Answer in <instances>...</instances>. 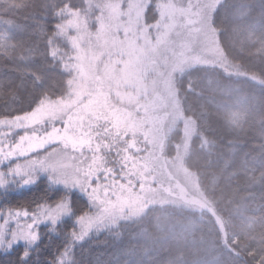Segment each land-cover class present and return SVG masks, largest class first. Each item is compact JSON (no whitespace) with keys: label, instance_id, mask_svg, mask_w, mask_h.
<instances>
[{"label":"trees","instance_id":"1","mask_svg":"<svg viewBox=\"0 0 264 264\" xmlns=\"http://www.w3.org/2000/svg\"><path fill=\"white\" fill-rule=\"evenodd\" d=\"M132 1L0 0V122L21 125L42 106L69 95L77 62L62 30L65 23L80 17L86 28L94 27L100 4L113 3L123 13ZM166 1L142 3L146 27L151 29ZM211 5L207 21L221 61L184 60L171 74L181 118L167 130L162 149L166 159L179 160L193 176L210 209L182 198L146 203L139 214L95 225L75 240V217L97 209L79 188L84 195L73 193L72 213L52 230L39 226L40 239L28 247L22 264H50L65 247L64 264H264V0H212ZM12 130L0 124V139L8 137L11 144L35 128ZM127 135L123 131L122 140ZM133 142L127 139L136 155ZM40 153L10 159L0 169L6 173L15 164L26 165L38 177L30 185L0 177L6 180L0 207L29 202L31 210L54 204L72 189L33 165ZM76 179L81 181V173ZM24 247L17 245L10 256Z\"/></svg>","mask_w":264,"mask_h":264},{"label":"rangeland","instance_id":"2","mask_svg":"<svg viewBox=\"0 0 264 264\" xmlns=\"http://www.w3.org/2000/svg\"><path fill=\"white\" fill-rule=\"evenodd\" d=\"M211 1L167 0L151 29L142 21L145 0H133L123 13L113 3L100 4L94 27L86 28L80 17L65 28L61 25L76 51L77 72L69 95L42 106L21 125L0 122L13 128V134L35 128L11 144L2 137L0 149L7 152L18 145L27 155L40 150L33 165L86 191L95 212L105 216L102 224L137 215L146 203L180 198L210 209L193 176L179 160L166 159L162 149L167 130L181 118L171 74L184 60L221 61L207 21ZM123 131L128 133L125 140ZM127 139L138 148L136 155ZM33 146L35 151L30 150ZM20 156L26 155L17 152L16 158ZM78 173L82 182L76 179Z\"/></svg>","mask_w":264,"mask_h":264},{"label":"snow or ice","instance_id":"3","mask_svg":"<svg viewBox=\"0 0 264 264\" xmlns=\"http://www.w3.org/2000/svg\"><path fill=\"white\" fill-rule=\"evenodd\" d=\"M39 146L43 147V144ZM35 147L33 146L30 150L35 151ZM17 152L20 155L28 154L27 150H23L18 145L13 146L7 152L0 149V169L9 165L10 159H15ZM41 170L43 171V169ZM4 176L12 178L20 185H30L38 179L34 174V169H25L19 166L8 167L6 173L0 170V177ZM49 179L51 180V177ZM5 183L6 180L0 179V187H4ZM74 192L84 195L80 189L72 188L67 191L66 196H62L54 204H36L31 210L28 207L29 202L17 207L11 205L0 207V237H5L7 240L5 244L4 239H0V246H2L0 247V264H22L29 255L28 247L35 245L40 239L39 226L45 224L49 230H52L62 216L72 213L71 200ZM104 220L105 216L101 211L79 214L75 217V228L71 232L72 238L82 240L93 226L102 224ZM21 244L25 246L23 251L17 256L11 257L10 254L15 251V247ZM66 250L67 247L64 251ZM64 251L54 257L50 264H64ZM4 257H9V259L5 261Z\"/></svg>","mask_w":264,"mask_h":264}]
</instances>
